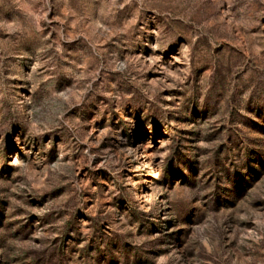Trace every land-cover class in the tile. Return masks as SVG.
<instances>
[{"label":"rangeland","instance_id":"374dc122","mask_svg":"<svg viewBox=\"0 0 264 264\" xmlns=\"http://www.w3.org/2000/svg\"><path fill=\"white\" fill-rule=\"evenodd\" d=\"M0 264H264V0H0Z\"/></svg>","mask_w":264,"mask_h":264}]
</instances>
